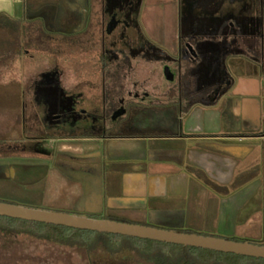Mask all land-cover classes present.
<instances>
[{
    "label": "crops",
    "instance_id": "crops-1",
    "mask_svg": "<svg viewBox=\"0 0 264 264\" xmlns=\"http://www.w3.org/2000/svg\"><path fill=\"white\" fill-rule=\"evenodd\" d=\"M55 1L0 0V26L8 24L16 34L19 23L37 21L28 19L29 14L55 7ZM84 2L88 8H81L76 33L88 29L84 22L90 23L102 13L104 0ZM174 3L156 0L145 6L140 23L146 35L177 54ZM163 5L166 15H161ZM75 14L68 18L78 19ZM240 47L243 50L231 51L227 60L235 76L229 93L215 101L194 103L183 112L177 104H164L166 98L160 92L157 107L132 118L133 125L125 131L128 136L81 140L101 150L83 154L81 167L89 176L98 171L103 176L100 213L86 214L182 231L205 230L209 235L255 238L246 235L249 229L238 222L252 219L248 226L264 227V69L255 58L259 51L242 42ZM66 141H59L63 150ZM245 188L252 198L261 199L259 207L228 211L230 206L224 205ZM215 199L220 204L210 206L209 201Z\"/></svg>",
    "mask_w": 264,
    "mask_h": 264
},
{
    "label": "flooded vegetation",
    "instance_id": "flooded-vegetation-1",
    "mask_svg": "<svg viewBox=\"0 0 264 264\" xmlns=\"http://www.w3.org/2000/svg\"><path fill=\"white\" fill-rule=\"evenodd\" d=\"M155 2L104 0L102 13L89 23L85 34L72 36L74 43L97 47L98 76L69 84L53 68L29 77L19 108L21 131L31 133L34 141H96L128 136L125 131L133 125L132 118L157 107L160 92L164 104H177L183 112L194 103L215 101L234 86L227 60L231 51L243 50L241 42L259 51L255 58L264 69V0H175L177 54L142 29L140 14ZM161 9V15H166V6ZM142 60H153L152 72L145 78L137 75ZM254 242L264 243V237Z\"/></svg>",
    "mask_w": 264,
    "mask_h": 264
},
{
    "label": "rangeland",
    "instance_id": "rangeland-1",
    "mask_svg": "<svg viewBox=\"0 0 264 264\" xmlns=\"http://www.w3.org/2000/svg\"><path fill=\"white\" fill-rule=\"evenodd\" d=\"M84 1L56 0L55 7L29 14L28 19L37 18V21L19 23L16 34L10 25L0 26V200L68 212L100 213L103 176L99 171L89 176L80 162L83 154L98 152L100 147H88L79 139H67L63 150L61 140L34 141L30 138L31 133H23L19 125L20 102L29 77L53 68H58L69 84L83 77L98 76L100 56L97 47L91 49L85 46L87 43L72 40L85 31L76 33L82 19L81 8L85 11L88 8ZM74 11L79 18L69 19ZM84 24L87 27L89 23ZM142 62L136 68L137 75L145 78L152 72L153 60ZM15 106H18L17 111H13ZM228 202L229 205H224L225 208L230 206L228 211H234L236 207L249 210L257 209L261 199L252 198L245 188L237 191ZM219 204L216 199L209 201L210 206ZM242 212L239 216L243 219ZM250 221L252 219L238 223L249 229L246 235L254 234L251 241L262 239L264 227L261 224L248 226ZM101 233L90 232L86 236L69 233L73 243H61L27 231L0 228V264H192L194 260L201 263L195 261L193 264H205L207 259L232 264L247 259L222 251L185 249L177 244L156 241L149 244L143 238ZM216 235L248 240L243 236ZM84 238L85 244L88 238L91 239L92 246L91 243L87 247L80 245ZM248 262L255 264L253 260Z\"/></svg>",
    "mask_w": 264,
    "mask_h": 264
},
{
    "label": "water",
    "instance_id": "water-1",
    "mask_svg": "<svg viewBox=\"0 0 264 264\" xmlns=\"http://www.w3.org/2000/svg\"><path fill=\"white\" fill-rule=\"evenodd\" d=\"M208 42L213 41L209 40ZM0 215L64 225L82 230L122 234L160 242L264 258V243L94 217L85 213L68 212L0 200Z\"/></svg>",
    "mask_w": 264,
    "mask_h": 264
},
{
    "label": "trees",
    "instance_id": "trees-1",
    "mask_svg": "<svg viewBox=\"0 0 264 264\" xmlns=\"http://www.w3.org/2000/svg\"><path fill=\"white\" fill-rule=\"evenodd\" d=\"M0 228L3 230H8V229H13L15 231H27V232H31L32 234H34L37 237H41V238H46V239H51L54 240L56 242H61V243H73L70 241V234L69 233H75L78 234V236H86L87 233L90 232H96L99 234H102L101 232L98 231H92V230H82V229H76V228H72V227H68V226H64V225H55L52 223H45V222H39V221H32V220H24V219H19V218H12V217H8V216H1L0 215ZM104 234L107 235H122V234H113V233H107V232H103ZM124 236H128V235H124ZM133 237V236H130ZM135 238H139V237H135ZM80 240H83V238H79ZM148 240L149 244H154V242L156 240H152V239H146ZM91 239L86 240L87 244H85V238H84V242L80 245H84L85 247L88 246V243H91ZM159 243H163L160 241H156ZM166 243V242H165ZM174 244V243H171ZM182 248H187V249H204V248H199V247H193V246H185V245H181V244H177ZM92 246V243L91 245ZM206 250H210V249H206ZM211 251V250H210ZM215 251V250H213ZM227 255H235V256H239L241 258H247L246 262L243 261H236V262H230L232 264H250L248 262V260H253V263L255 264H264V258H257V257H252V256H245V255H239V254H234V253H226ZM216 261V260H215ZM213 259H207V261H204L205 264H220V262L216 261L215 262Z\"/></svg>",
    "mask_w": 264,
    "mask_h": 264
}]
</instances>
